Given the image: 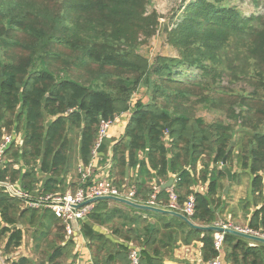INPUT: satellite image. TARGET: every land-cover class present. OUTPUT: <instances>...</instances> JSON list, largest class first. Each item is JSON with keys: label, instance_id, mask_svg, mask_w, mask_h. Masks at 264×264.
<instances>
[{"label": "trees", "instance_id": "16d2710c", "mask_svg": "<svg viewBox=\"0 0 264 264\" xmlns=\"http://www.w3.org/2000/svg\"><path fill=\"white\" fill-rule=\"evenodd\" d=\"M181 1L187 3L182 20L167 31L177 57L152 65L140 54L158 31L159 15L148 13L151 0H0V142L4 134L15 136L0 182L32 194L92 185L94 173L86 183L79 174L68 176L79 162L107 164L109 145L94 153L101 122L131 113L112 148L109 179L119 189H135V200L147 205L157 181L175 178L176 208L164 189L157 207L186 216L183 206L194 195L195 213L186 217L212 226L228 198L221 192L225 168L237 165L234 181L251 177L250 196L242 201L248 228L264 235V20L246 17L230 0ZM227 73L251 91L223 87ZM142 88L149 99L134 101ZM201 107L234 125L207 122L196 115ZM39 175L47 176L42 188ZM30 228L40 264L76 258L75 239L62 220L50 210L25 209L0 189V250L8 262ZM81 234L93 264H131L132 250L140 264H164L181 245L197 241L204 264L219 256L215 232L112 201L95 203ZM220 254L226 264H264V244L251 246L231 234ZM14 264L33 262L21 257Z\"/></svg>", "mask_w": 264, "mask_h": 264}, {"label": "built area", "instance_id": "2783aa9c", "mask_svg": "<svg viewBox=\"0 0 264 264\" xmlns=\"http://www.w3.org/2000/svg\"><path fill=\"white\" fill-rule=\"evenodd\" d=\"M120 116L115 117L112 120H105L101 122L100 130L95 146L94 153L101 148L105 140L109 137L110 131L114 127ZM15 142V136L11 134H4L0 142V164L6 162L5 155L10 148V146ZM110 165L108 166V168ZM18 168V166H16ZM94 172V165L91 163L88 166L80 164L78 167V174L81 176L84 183L88 182ZM154 194L151 200L148 202L147 206L157 207L156 198L160 192V187L154 184ZM0 189H4L11 198L19 199L24 202V207L30 210H50L54 215L62 220L65 225L66 233L68 238H74L81 234V223L86 220V218L91 214L95 208V203L89 204L83 207H79L86 201L97 198V197H119L124 198L133 202L138 203L135 200L136 190L131 189L130 191H124L119 189L112 180L108 177L104 179L95 180L94 183L88 187H80L76 191L68 190L66 193H47L41 194V192L36 191L34 194L26 192L21 187L8 182H0ZM170 193L172 208H176V196L173 192V188L168 189ZM196 199L194 195H190L188 200L183 206V212L186 216H193L195 213ZM225 228L236 229L247 234L263 236L259 232H255L248 227L245 229L234 227L231 224H218ZM224 233H216L214 248L219 253V256L209 264H222L221 252L224 248L225 243ZM129 259L131 264H140V254L138 250H132L129 254ZM0 264H14V262H7V257L0 250Z\"/></svg>", "mask_w": 264, "mask_h": 264}, {"label": "rangeland", "instance_id": "374dc122", "mask_svg": "<svg viewBox=\"0 0 264 264\" xmlns=\"http://www.w3.org/2000/svg\"><path fill=\"white\" fill-rule=\"evenodd\" d=\"M186 4H184L181 0H151L150 5L148 6V13L151 14L156 12L159 15L160 18L158 31L157 34L152 39H150L147 44L140 48V54L148 59L150 64L153 65L159 57H177L176 50L168 42L167 31H171L179 22H181ZM230 5L237 8L246 17L256 16L264 20V0H230ZM185 75L193 76L191 71H187ZM221 83L223 87L229 90L238 92L240 90L246 89L251 91V88L244 80L240 82L234 81L228 73L223 76ZM141 97L145 99L148 98L146 88H142L140 92L135 94L133 100L135 101ZM196 115L198 117L204 118L209 123L217 119L219 121H224L227 124L234 125V120L229 119L228 116L223 115L222 113L219 115H213L210 110L208 111L203 107L197 109ZM206 162H208V160ZM217 167H219V169L223 168L222 164L217 165ZM201 168L203 167L199 166V169ZM233 169V173L241 172L237 165H235ZM73 174L74 167L73 172L69 174L68 178L70 179V177L73 176L72 179H75V174ZM228 184H230V190L227 194H225L224 192ZM221 185V192H223V194L228 198L222 199L223 210L219 213V224H231L234 227L245 229L248 227V219L245 217L242 201L250 196V175H242L236 181H234L233 177L231 183H229L227 177H223ZM34 237L35 229L30 228V230L26 232L21 248L18 249V251L21 252L19 256L25 255L32 260L33 264H40L43 262V255L37 253ZM53 237L54 232L48 240H52ZM46 244L47 242H43L41 250L46 248ZM0 245L3 247V242L0 243ZM73 261L75 262V259L71 258L66 261V264H72Z\"/></svg>", "mask_w": 264, "mask_h": 264}, {"label": "crops", "instance_id": "0c3cea01", "mask_svg": "<svg viewBox=\"0 0 264 264\" xmlns=\"http://www.w3.org/2000/svg\"><path fill=\"white\" fill-rule=\"evenodd\" d=\"M130 115H131V113L124 114V115L120 116V118L117 120L114 127L110 131L109 137L105 140L104 143L110 146L109 152H108V161H107V164H105L104 166L98 165L96 161L94 162V164H93L94 165V172L93 173H94V175L96 174V176H97L95 178V180L104 179L105 177L109 176V171L111 169V162H112V157H113L112 148L116 144V142L119 141L123 137L127 123L129 122ZM20 142H22V141H20ZM99 156H100V159L103 158L102 155H99ZM80 164H81V162L77 163V165H75V167H74L75 179L78 176V167ZM109 165H110V167L108 168ZM39 176H40V180L42 181L39 186H40V188H42L44 181L47 178V176H45V175H39ZM72 177L73 176H71L69 180H72ZM129 177H130V174H129ZM173 180H174V184H175V178ZM160 182L163 184H166V182H162V181H160ZM156 184H157V182H156ZM198 189L203 191L206 189V187L203 184H200ZM157 208H159V207H157ZM219 222L217 224H219ZM21 227H22V225H21ZM75 243L77 245L76 258H75V262L73 261L72 264H93L90 252L87 248V242L83 238L82 234H79L76 237ZM254 245L255 244L253 242H251V246H254ZM202 247H203V244L199 241L194 242L191 245H181L179 248H177L174 251V254L170 259H166L164 264H204L203 256H202ZM2 249H4V246L2 247ZM222 251L224 252V248ZM20 253L21 252L18 250L15 251L14 254L9 256L10 261L9 262L7 261V262L8 263L16 262L21 257H27L25 255L19 256ZM222 264H226L224 254L222 255Z\"/></svg>", "mask_w": 264, "mask_h": 264}, {"label": "water", "instance_id": "95a60500", "mask_svg": "<svg viewBox=\"0 0 264 264\" xmlns=\"http://www.w3.org/2000/svg\"><path fill=\"white\" fill-rule=\"evenodd\" d=\"M22 143V142H21ZM222 166H226V159L224 160ZM225 173L227 174V178L229 183L232 182L233 180V175L234 173L232 171L229 170V168H225ZM126 176L127 179L129 178V169H127L126 172ZM174 185V180H170L168 183L163 184L160 181H157V186L160 187L161 189L164 190H168L170 188H172ZM230 190V184H228V186L225 189V194H227ZM99 201H112V202H117L138 210H142V211H149V212H154V213H160V214H168V215H172L178 218L183 219L185 222H187L192 228L199 230V231H204V232H215V233H224V234H231V235H235L237 237L243 238L245 240L251 241L254 244H264V237L263 236H256V235H251V234H247L245 232L236 230V229H231V228H225L223 226H219L218 224L212 225V226H200V225H196L194 224L189 218H187L186 216H184L181 213H177L174 211H169V210H164L161 208H157V207H153V206H147V205H143V204H138L136 202L124 199V198H119V197H97L91 200L86 201L84 204H82L79 207H83L89 204H93V203H97ZM19 220L21 221V217L19 218ZM22 224H20L21 226Z\"/></svg>", "mask_w": 264, "mask_h": 264}]
</instances>
